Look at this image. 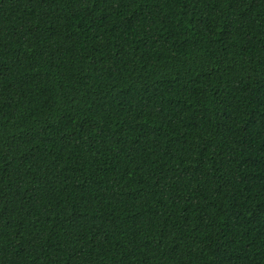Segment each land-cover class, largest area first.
Here are the masks:
<instances>
[{
    "label": "trees",
    "instance_id": "trees-1",
    "mask_svg": "<svg viewBox=\"0 0 264 264\" xmlns=\"http://www.w3.org/2000/svg\"><path fill=\"white\" fill-rule=\"evenodd\" d=\"M0 264H264V0H0Z\"/></svg>",
    "mask_w": 264,
    "mask_h": 264
}]
</instances>
